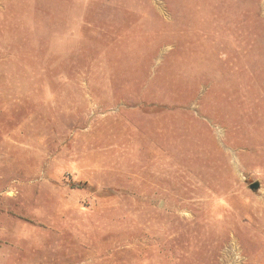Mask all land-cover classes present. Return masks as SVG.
Masks as SVG:
<instances>
[{
	"label": "rangeland",
	"instance_id": "1",
	"mask_svg": "<svg viewBox=\"0 0 264 264\" xmlns=\"http://www.w3.org/2000/svg\"><path fill=\"white\" fill-rule=\"evenodd\" d=\"M0 264H264V0H0Z\"/></svg>",
	"mask_w": 264,
	"mask_h": 264
},
{
	"label": "water",
	"instance_id": "2",
	"mask_svg": "<svg viewBox=\"0 0 264 264\" xmlns=\"http://www.w3.org/2000/svg\"><path fill=\"white\" fill-rule=\"evenodd\" d=\"M260 186H261L260 182H255L250 186V189L253 191H258L260 189Z\"/></svg>",
	"mask_w": 264,
	"mask_h": 264
}]
</instances>
